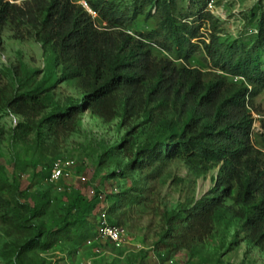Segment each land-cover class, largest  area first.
<instances>
[{"label": "trees", "instance_id": "1", "mask_svg": "<svg viewBox=\"0 0 264 264\" xmlns=\"http://www.w3.org/2000/svg\"><path fill=\"white\" fill-rule=\"evenodd\" d=\"M78 1L25 0L18 5L0 0V33L10 28L14 37L22 39L25 31L43 49L50 47L62 68L59 82L74 81L84 94L82 106L63 107L37 122L35 118L46 109L44 95L50 90H12L0 81V107L25 119L18 126L21 137L36 132L42 143L45 133L58 137L73 132L84 110L106 123L120 110L123 123L144 115L152 126L166 127L167 138L140 149L128 171L156 167L152 179H157L174 160H184L200 173L220 167L212 197L181 215L164 216L168 240L163 248L168 252L189 249L211 235L214 217L225 207L227 197L239 206L227 209L240 220L242 232L264 253V154L252 142L250 110L253 98L264 91V71L258 58L248 52L237 57L233 46L226 51L215 38L210 44L201 42L203 48L193 43L202 37L203 23L213 21L208 12L212 0H189L198 10L192 22L184 20L190 16L177 11V0H137L133 18L150 4L156 9L155 14L149 11L146 15L154 20L151 30L136 34L138 38L121 30L124 18L113 3L86 0L97 15L94 19ZM96 20L107 25L97 27ZM258 27L262 35L264 15ZM196 53L218 71L190 67L187 63ZM261 130L258 137L264 143V120ZM50 174L48 165L37 176L47 180ZM0 191L9 193L8 199L0 194L3 222L25 238L14 244L13 264H40L42 254L62 239L94 240L97 219L103 213L111 225L120 227L111 218L117 204L102 209L103 192L99 190L91 199L67 188L61 195L39 191L24 198L15 181L0 180ZM124 196H118L121 203L141 201L140 196ZM47 216L55 219L52 228L35 225Z\"/></svg>", "mask_w": 264, "mask_h": 264}, {"label": "rangeland", "instance_id": "2", "mask_svg": "<svg viewBox=\"0 0 264 264\" xmlns=\"http://www.w3.org/2000/svg\"><path fill=\"white\" fill-rule=\"evenodd\" d=\"M8 1L20 5L25 0ZM105 1L113 3L122 14L121 30L136 38V34L151 30L154 20L147 19L146 15L149 11L156 13L154 4L133 18L137 0ZM77 3L94 19L97 18L86 0ZM177 11L190 16L184 20L192 22L198 10L189 4V0H177ZM208 12L213 21L203 23L200 29L202 37L193 43L203 48L201 42L210 44L215 38L226 51L233 46L237 57L248 52L258 58L264 71V33L261 35L258 27L264 15V0H212L208 4ZM96 25L104 27L107 24L96 20ZM23 34L22 39H17L10 28L0 33V81L12 90L36 87L50 90L44 95L46 109L35 118L37 122L43 115L63 107L72 104L82 106L84 94L76 83L59 82L62 68L56 64L53 50L50 47L43 49L42 44L25 31ZM199 55L196 53V57L187 64L202 72L218 71ZM250 110L254 119L252 142L264 154V143L258 137L263 133L264 91L253 98ZM171 117V114L167 115V118ZM24 122V118L0 107V180L15 181L24 192V198L39 191L61 195L63 188H67L71 193H82L86 199H91L97 190L102 191L100 207L104 209L117 204L116 215L111 218L123 230L120 247L96 238L90 239L91 245L86 239H62L49 252L42 254L40 264H264V253L246 238L240 220L227 209H238L239 206L227 197L224 199L225 207L214 217L211 235L192 243L189 249L181 247L178 251L168 252L163 248V243L168 240L164 216L181 215L202 199L212 197L220 172V167H215L207 173H200L184 160L168 162L157 179H152L156 167L128 171L140 149L167 138L166 127L152 126L144 115L123 123L121 110L114 120L106 123L89 110H84L78 116L73 132L58 137L45 133L40 143L36 132L21 137L18 126ZM58 161L65 172L64 177L51 182L50 178L43 180L37 176L48 165L52 170ZM123 172L125 175L121 176ZM0 194L6 199L9 197L6 191H0ZM124 195L140 196L141 201L137 204L121 203L118 196ZM106 196L110 198L105 199ZM3 214L1 211L0 264H13L14 244L25 238L9 223L3 222ZM53 218L47 216L35 221V225L44 224L52 228L55 224ZM89 230L95 231L94 228ZM97 249L101 250L100 253L96 252Z\"/></svg>", "mask_w": 264, "mask_h": 264}, {"label": "built area", "instance_id": "3", "mask_svg": "<svg viewBox=\"0 0 264 264\" xmlns=\"http://www.w3.org/2000/svg\"><path fill=\"white\" fill-rule=\"evenodd\" d=\"M64 170L60 162L54 163V166L51 170L50 181L53 182L64 177ZM106 214L103 213L100 216L98 226H97V240L100 242L111 243L115 247H120L123 243V230L121 227L111 225L107 218ZM92 241H88V245H91ZM101 250L97 249L96 252L100 253Z\"/></svg>", "mask_w": 264, "mask_h": 264}]
</instances>
